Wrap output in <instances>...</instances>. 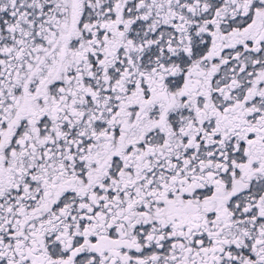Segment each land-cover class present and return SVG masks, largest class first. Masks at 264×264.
I'll return each instance as SVG.
<instances>
[{"label": "snow or ice", "instance_id": "snow-or-ice-1", "mask_svg": "<svg viewBox=\"0 0 264 264\" xmlns=\"http://www.w3.org/2000/svg\"><path fill=\"white\" fill-rule=\"evenodd\" d=\"M0 264H264V0H0Z\"/></svg>", "mask_w": 264, "mask_h": 264}]
</instances>
